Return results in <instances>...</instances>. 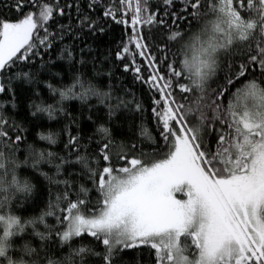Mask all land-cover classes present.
I'll return each instance as SVG.
<instances>
[{
  "label": "snow or ice",
  "instance_id": "1",
  "mask_svg": "<svg viewBox=\"0 0 264 264\" xmlns=\"http://www.w3.org/2000/svg\"><path fill=\"white\" fill-rule=\"evenodd\" d=\"M0 264H264V0H0Z\"/></svg>",
  "mask_w": 264,
  "mask_h": 264
},
{
  "label": "trees",
  "instance_id": "2",
  "mask_svg": "<svg viewBox=\"0 0 264 264\" xmlns=\"http://www.w3.org/2000/svg\"><path fill=\"white\" fill-rule=\"evenodd\" d=\"M120 35V26H115V30L111 35L108 36H104L101 38V41H97V43L99 44V47L97 48V55H100L101 53H104L106 49H108L109 47H111L113 50H115V43L114 40L117 39ZM58 63H63V62H59ZM115 72L119 75L122 73V69L120 68H116L114 69ZM144 71V68L142 67V72ZM161 71H164V69L161 67ZM145 75H147V73L145 72ZM123 78H124V83L125 85H127L129 88L133 89L137 96L140 97L142 100H144L145 102V106L148 107L150 105V100H149V95L150 93L148 92L147 89V85H143L142 83L138 82V81H134L133 80V75L131 73V71H129L128 73H124L123 74ZM72 104H76L77 102L73 101L70 102ZM17 115L20 118H26L27 117V100L24 96H20L18 99V111H17ZM75 115H79L78 113H75ZM81 119V124L82 126H87L88 125V121L80 118ZM150 123V121H149ZM39 131H46V129H40ZM32 136L29 137V141L32 142ZM37 142H38V146H45V142L43 141H38L37 138Z\"/></svg>",
  "mask_w": 264,
  "mask_h": 264
}]
</instances>
